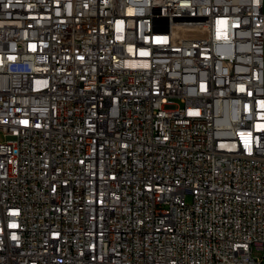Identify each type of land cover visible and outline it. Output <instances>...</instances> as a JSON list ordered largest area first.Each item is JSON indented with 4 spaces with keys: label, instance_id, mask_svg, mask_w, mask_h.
Returning a JSON list of instances; mask_svg holds the SVG:
<instances>
[{
    "label": "built area",
    "instance_id": "built-area-1",
    "mask_svg": "<svg viewBox=\"0 0 264 264\" xmlns=\"http://www.w3.org/2000/svg\"><path fill=\"white\" fill-rule=\"evenodd\" d=\"M0 264H264V0H0Z\"/></svg>",
    "mask_w": 264,
    "mask_h": 264
}]
</instances>
